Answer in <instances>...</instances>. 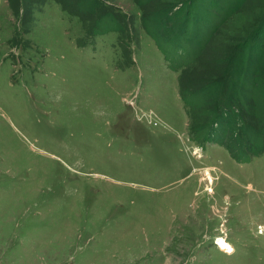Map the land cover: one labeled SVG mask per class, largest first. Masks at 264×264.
<instances>
[{
    "label": "rangeland",
    "instance_id": "rangeland-1",
    "mask_svg": "<svg viewBox=\"0 0 264 264\" xmlns=\"http://www.w3.org/2000/svg\"><path fill=\"white\" fill-rule=\"evenodd\" d=\"M90 1L0 0V264H264V0Z\"/></svg>",
    "mask_w": 264,
    "mask_h": 264
},
{
    "label": "trees",
    "instance_id": "trees-1",
    "mask_svg": "<svg viewBox=\"0 0 264 264\" xmlns=\"http://www.w3.org/2000/svg\"><path fill=\"white\" fill-rule=\"evenodd\" d=\"M146 1H149V0H146ZM211 2H213L212 0H210ZM219 1V6H220V9H225V12L223 15H217L216 17L212 16V15H205L204 16L202 15V21H204L205 23H209V20L211 22L212 20V29L207 31V32H204L202 35L200 33V36L199 37H196L193 41H192V50L190 53H188L187 49H185L186 47H184L181 51V53H183V58H181L183 60V64H189L191 63L201 52L202 50L205 48V46L208 44V42L210 41L211 39V36L214 34V32L219 28L221 27L233 14H235L237 12V9H233L232 5H235V4H241L242 2L246 1V0H218ZM91 3H93L94 6L92 7H95V6H99L98 3L95 1V0H91L90 1ZM191 1H189V3H191ZM229 9V10H227ZM234 10V11H231ZM168 16V14H167ZM196 21H197V18H194ZM101 22H98L96 23L97 25L100 24L102 25V28L95 31L96 32V35H99V34H107L109 32H112L114 31L119 25L117 24V21H116V17L112 14H106L104 15L102 18H101ZM218 23H215L217 22ZM215 23V24H214ZM194 25L190 26L189 27V30H192L193 29V26H194V29L197 31L198 28H197V24L193 22ZM263 25H264V21H263ZM262 25V26H263ZM210 26V25H209ZM97 27V26H96ZM261 32V31H260ZM259 32V33H260ZM261 35V34H260ZM259 34L257 36H260ZM260 40L257 38V41ZM187 45V43H186ZM190 45V44H189ZM187 45V46H189ZM204 46V47H203ZM178 53V51H177ZM187 54H190V55H187ZM249 54V53H248ZM179 57V55L177 56V58ZM250 59V54L248 56ZM255 57V56H254ZM257 59V58H256ZM179 65V62H177V66ZM263 71H261L262 73ZM239 96L242 98V94L240 93ZM231 126H238V122L241 123V119L239 118V116L237 115V113H235V111H231ZM234 128V127H233ZM247 132V129L246 131ZM249 132V131H248ZM263 134L258 136L256 139H257V147L258 148H261L262 150H264V129H263ZM248 134V133H247ZM255 139V141H256ZM239 156H241L240 154L237 155L236 153L235 154H232V158L237 162V163H244L243 161L245 162H249L250 160L249 159H238Z\"/></svg>",
    "mask_w": 264,
    "mask_h": 264
},
{
    "label": "crops",
    "instance_id": "crops-1",
    "mask_svg": "<svg viewBox=\"0 0 264 264\" xmlns=\"http://www.w3.org/2000/svg\"><path fill=\"white\" fill-rule=\"evenodd\" d=\"M146 0H144L143 2H142V4H146V2H145ZM150 1V0H149ZM148 1V2H149ZM202 2V1H201ZM207 2V1H206ZM210 3H212V2H210ZM209 3V4H210ZM209 4L208 3H204V8H202L203 9V13H202V15L204 16V14L205 15H212L213 16V13L210 11V9L208 8L209 7ZM197 6V5H196ZM177 7L178 6H173V7H169V8H166V9H164L163 11H161V15H162V17H163V20L162 21H164V22H166L165 23V25H169V29H172V31H173V33L172 32H169V33H167L168 35H170V36H166L169 40H170V38L171 39H173V41H176L175 43H174V45L173 44H170L169 45V43H166L167 41H165V40H163L164 41V44H163V42H162V40H161V38H159V36H158V34L156 33V32H154V31H152V28L153 27H144V28H146V32H147V34L149 35V37H150V39L152 40V42H153V44H154V46H155V48H157L158 50H159V52L161 53V58H162V60L164 61V62H166L167 64H171V66H172V64L173 63H176V66L173 68V72H175V73H177V69H180V68H182V67H185V66H188L189 64H183L182 62H183V60L181 59V58H183V56L182 57H180V55H179V57H178V59H177V32H180L178 29H177V20L179 19L180 20V18H181V16L180 15H177ZM193 13V11L189 8L187 11H186V13L183 11V14H192ZM167 14H168V16H167ZM201 15V16H202ZM186 18V17H185ZM191 21V20H190ZM202 18H197V21L194 19V23H196L198 26H197V28H198V30H207V29H209V30H211L212 29V20H211V22H210V20H209V22H210V26L207 24V23H205L204 21H202ZM180 23L182 22L181 20L179 21ZM158 23V22H157ZM184 23H185V21H184ZM117 24H120V22L119 21H117ZM202 24H204V27L202 28ZM215 24V23H214ZM149 25V24H148ZM191 26V25H190ZM158 27V26H157ZM182 28H183V26L180 28V30H182ZM158 29V28H157ZM117 31H119L118 30V27L114 30V31H112V32H117ZM109 33H111V32H109ZM173 34V35H172ZM180 34V33H179ZM172 41V40H171ZM180 42V41H179ZM174 46V47H173ZM204 47V46H203ZM191 50H192V46H191V48H189V51L191 52ZM183 51V50H182ZM190 52H188V53H190ZM187 55H190V54H187ZM177 61L179 62V65L177 66ZM192 63V62H191ZM187 107V106H186Z\"/></svg>",
    "mask_w": 264,
    "mask_h": 264
},
{
    "label": "bare ground",
    "instance_id": "bare-ground-1",
    "mask_svg": "<svg viewBox=\"0 0 264 264\" xmlns=\"http://www.w3.org/2000/svg\"><path fill=\"white\" fill-rule=\"evenodd\" d=\"M210 176V175H209ZM208 176V177H209ZM211 178V177H210ZM221 242V241H220ZM221 249L223 250V251H226V250H230L231 249V247L229 246V244H227L229 247H225V245H226V243H224V242H222L221 244Z\"/></svg>",
    "mask_w": 264,
    "mask_h": 264
},
{
    "label": "clouds",
    "instance_id": "clouds-1",
    "mask_svg": "<svg viewBox=\"0 0 264 264\" xmlns=\"http://www.w3.org/2000/svg\"><path fill=\"white\" fill-rule=\"evenodd\" d=\"M225 247H229V246L226 244Z\"/></svg>",
    "mask_w": 264,
    "mask_h": 264
},
{
    "label": "built area",
    "instance_id": "built-area-1",
    "mask_svg": "<svg viewBox=\"0 0 264 264\" xmlns=\"http://www.w3.org/2000/svg\"><path fill=\"white\" fill-rule=\"evenodd\" d=\"M223 239V238H222ZM226 241V240H225ZM219 245V244H218ZM220 248V245L218 246Z\"/></svg>",
    "mask_w": 264,
    "mask_h": 264
}]
</instances>
